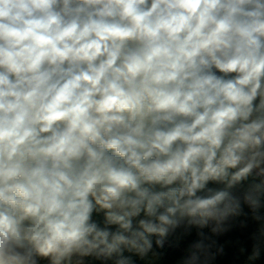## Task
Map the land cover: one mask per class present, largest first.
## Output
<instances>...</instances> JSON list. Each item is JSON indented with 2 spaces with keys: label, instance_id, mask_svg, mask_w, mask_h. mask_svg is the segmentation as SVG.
I'll return each instance as SVG.
<instances>
[{
  "label": "clouds",
  "instance_id": "clouds-1",
  "mask_svg": "<svg viewBox=\"0 0 264 264\" xmlns=\"http://www.w3.org/2000/svg\"><path fill=\"white\" fill-rule=\"evenodd\" d=\"M0 264H264V0H0Z\"/></svg>",
  "mask_w": 264,
  "mask_h": 264
}]
</instances>
